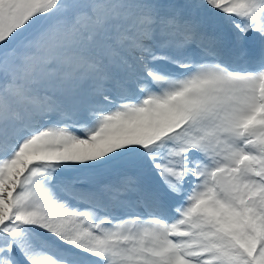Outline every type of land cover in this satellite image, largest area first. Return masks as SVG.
Segmentation results:
<instances>
[{
  "label": "snow or ice",
  "instance_id": "obj_1",
  "mask_svg": "<svg viewBox=\"0 0 264 264\" xmlns=\"http://www.w3.org/2000/svg\"><path fill=\"white\" fill-rule=\"evenodd\" d=\"M0 264H264V0H0Z\"/></svg>",
  "mask_w": 264,
  "mask_h": 264
}]
</instances>
